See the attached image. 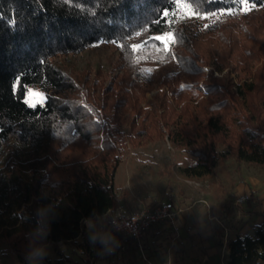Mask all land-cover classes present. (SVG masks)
<instances>
[{
  "label": "trees",
  "instance_id": "16d2710c",
  "mask_svg": "<svg viewBox=\"0 0 264 264\" xmlns=\"http://www.w3.org/2000/svg\"><path fill=\"white\" fill-rule=\"evenodd\" d=\"M247 7L240 0H0L4 256L22 264H96L114 235L110 214L122 195L115 188L127 144L117 127L121 107H132L142 130L148 119L155 132L174 128L168 137L195 157L185 176L202 177L230 158L264 166V0ZM168 32L175 46L170 41L165 52L153 37ZM104 45L119 52L117 88L61 65L62 57ZM32 86L42 102L26 100ZM67 242L70 253L60 249ZM46 245L55 256L38 258ZM227 251V264H262L264 223L230 239Z\"/></svg>",
  "mask_w": 264,
  "mask_h": 264
},
{
  "label": "crops",
  "instance_id": "0c3cea01",
  "mask_svg": "<svg viewBox=\"0 0 264 264\" xmlns=\"http://www.w3.org/2000/svg\"><path fill=\"white\" fill-rule=\"evenodd\" d=\"M217 166L202 177H179L183 183H195L193 188L182 187L178 182L176 192L167 186L162 197L152 196L145 201L124 193L126 198H120V210L131 212L140 206L172 201L175 217L145 234L142 251L127 238L112 235L106 245L120 244L124 249L119 247L115 254H110L104 250L105 245L96 264H227L228 241L238 234L252 235L254 227L264 223V181L248 175L240 184L243 188L233 186L231 193L235 197L241 190L250 200L241 204L235 201L236 208L232 209L227 203L229 199L219 190V180L212 184L213 175L219 176ZM223 181L220 179V183ZM201 183H206V188H201ZM91 224L86 221L88 231Z\"/></svg>",
  "mask_w": 264,
  "mask_h": 264
},
{
  "label": "rangeland",
  "instance_id": "374dc122",
  "mask_svg": "<svg viewBox=\"0 0 264 264\" xmlns=\"http://www.w3.org/2000/svg\"><path fill=\"white\" fill-rule=\"evenodd\" d=\"M170 41H173L170 47V49H173L175 40ZM118 60V50L112 45H104L87 49L79 54L62 57L61 65L74 77L80 79L89 77L90 83L98 84L102 82L104 87L115 86L117 88L116 84L118 82L116 78L118 72H122L117 67ZM212 69V67H207L206 74L208 75ZM227 71L228 69L222 72L214 70V75L222 77ZM158 90L159 88L157 89L156 86L155 89L146 92L142 108L146 109L149 107V102L153 101ZM109 96L113 102L116 100L113 92ZM26 100L30 104L42 102L44 94L38 87L32 86L28 89ZM119 112L122 117L117 127L126 135L127 144L121 150V162L115 175L117 193L128 194L129 192V197L134 196L140 201H145L152 196L153 198L158 195L162 197L167 186L173 187L175 192L180 185L185 188H190V186L193 188L195 183H183V180L179 179V177H185L181 168L190 165L195 160V157L184 151L185 145L175 144L168 137V131L174 128H167L168 130L163 133H159V131L155 132L151 120L148 119L145 121L146 130H142L141 117H136V113L133 112L131 106L121 107V111ZM110 116L111 113L105 115L103 119V123L107 126L112 124ZM218 164L217 170L220 177L213 175L212 179L214 181L212 184H216L217 181L215 180H219L217 184H220V192L224 193L233 202L237 200V197L245 194L239 190V195L235 197L231 193L232 187L239 186V188H243L240 184H244L243 180H246L245 178L248 175H256L264 181V166L258 167V165L248 164L245 161L238 162L235 158L222 160ZM220 179L224 181L220 183ZM200 181L203 182V180ZM178 182H180L179 186ZM201 184H203L201 188H206V183ZM262 192H264V188ZM124 196L122 194L121 198H126ZM60 245V249L67 253H70L74 248L70 242L61 243ZM42 254L54 257V248L51 245H46L36 256L40 258ZM74 256L79 258L77 254H74ZM0 264L22 263L14 256H4L0 250Z\"/></svg>",
  "mask_w": 264,
  "mask_h": 264
},
{
  "label": "built area",
  "instance_id": "2783aa9c",
  "mask_svg": "<svg viewBox=\"0 0 264 264\" xmlns=\"http://www.w3.org/2000/svg\"><path fill=\"white\" fill-rule=\"evenodd\" d=\"M248 199L249 195H243L237 197L236 202L241 204ZM110 217L111 231L118 237L132 241L142 251L145 234L152 227L171 221L175 217V206L172 201H168L140 206L131 212L118 209L112 212ZM119 247L124 249V246L116 244L113 247L106 245L104 250L110 254H115Z\"/></svg>",
  "mask_w": 264,
  "mask_h": 264
},
{
  "label": "snow or ice",
  "instance_id": "6c2138e0",
  "mask_svg": "<svg viewBox=\"0 0 264 264\" xmlns=\"http://www.w3.org/2000/svg\"><path fill=\"white\" fill-rule=\"evenodd\" d=\"M240 3H241V5H242V10L243 11H249L250 10V8L249 7H247V5H248V0H240ZM163 15H165V18H167L168 16H169V12L167 13V14H164L163 13ZM212 15H215V14H212ZM207 17H205V19H206ZM140 35V34H139ZM138 35V36H139ZM153 39L155 40V41H158V42H160L161 44H163V46H164V51L166 52H168L170 49H169V41L170 40H173V34L171 33V32H168V33H166V34H164V35H157V36H155V37H153ZM140 47V45H136V47H135V49H134V51L135 50H137L138 48ZM157 51H159V49H157Z\"/></svg>",
  "mask_w": 264,
  "mask_h": 264
}]
</instances>
